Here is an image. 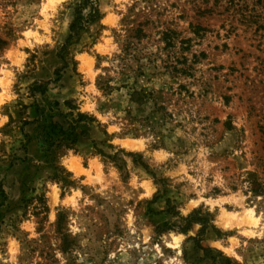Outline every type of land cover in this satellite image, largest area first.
<instances>
[{
  "label": "rangeland",
  "instance_id": "rangeland-1",
  "mask_svg": "<svg viewBox=\"0 0 264 264\" xmlns=\"http://www.w3.org/2000/svg\"><path fill=\"white\" fill-rule=\"evenodd\" d=\"M71 1L0 0V264H264V0Z\"/></svg>",
  "mask_w": 264,
  "mask_h": 264
},
{
  "label": "trees",
  "instance_id": "trees-1",
  "mask_svg": "<svg viewBox=\"0 0 264 264\" xmlns=\"http://www.w3.org/2000/svg\"><path fill=\"white\" fill-rule=\"evenodd\" d=\"M70 5L73 6V17L68 25V35L65 38L64 42L60 44L57 49L56 54L59 59H63V54L66 51L67 46L70 44L71 39L73 37H77L81 32L86 31V28L89 24L97 21L100 18L98 0H72ZM166 39L169 42L170 39L167 36ZM78 117L80 119L86 118L82 114H80ZM181 218L185 223L180 228L183 233H186V231L189 229L190 222H199L201 225V233L208 226V220L205 217H193V215H188ZM216 232L218 231L216 230ZM198 243V241H195L196 246H198L204 254L211 252L210 248L200 247ZM220 254L221 253L219 252V255ZM223 260L224 264H230V260L227 257H223Z\"/></svg>",
  "mask_w": 264,
  "mask_h": 264
}]
</instances>
